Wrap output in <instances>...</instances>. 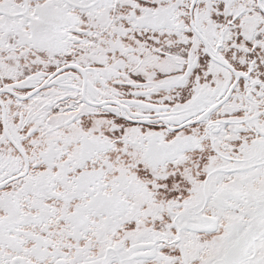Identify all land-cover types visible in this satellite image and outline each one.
I'll return each mask as SVG.
<instances>
[{
    "label": "snow or ice",
    "instance_id": "1",
    "mask_svg": "<svg viewBox=\"0 0 264 264\" xmlns=\"http://www.w3.org/2000/svg\"><path fill=\"white\" fill-rule=\"evenodd\" d=\"M0 264H264V0H0Z\"/></svg>",
    "mask_w": 264,
    "mask_h": 264
}]
</instances>
